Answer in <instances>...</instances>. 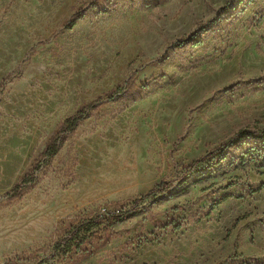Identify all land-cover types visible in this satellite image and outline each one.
Returning a JSON list of instances; mask_svg holds the SVG:
<instances>
[{"label": "rangeland", "instance_id": "rangeland-1", "mask_svg": "<svg viewBox=\"0 0 264 264\" xmlns=\"http://www.w3.org/2000/svg\"><path fill=\"white\" fill-rule=\"evenodd\" d=\"M245 127H264V0H0V264H264V141L181 177Z\"/></svg>", "mask_w": 264, "mask_h": 264}, {"label": "trees", "instance_id": "trees-1", "mask_svg": "<svg viewBox=\"0 0 264 264\" xmlns=\"http://www.w3.org/2000/svg\"><path fill=\"white\" fill-rule=\"evenodd\" d=\"M76 22L77 19L75 18L71 22V25L76 24ZM184 40L186 39H183V41ZM85 117L86 115L84 113L79 112L76 116L67 119V128L69 130H73ZM249 138L264 141V127L262 129H254L249 127L239 129L227 141L220 144L217 148L197 157L196 159L188 163L184 167L181 177L193 175L204 168L213 167L224 158V155L222 154L228 147ZM64 142L65 135H58L57 137L52 139V141L47 145L44 151L47 160L52 159L59 152ZM30 180L31 182L35 180L34 172L32 174H27L23 179V185H16L12 189V191H15L17 189H26V186L28 185V182ZM174 186V180H162L160 183L149 189L147 192L138 196L133 201L131 209H119L114 211L106 209L102 213H98L96 215L84 219L79 224L71 227L63 237L59 238L55 242L52 251L48 255H46L42 260H56L60 258H64L63 260L75 259L76 256H79L86 252L88 247L84 246V240L87 237V233L92 228L99 227L103 224L111 225L123 221L129 215L131 210H135L139 207L141 201L149 197H157L159 195L168 194L172 191ZM228 197L229 195H225L221 200H224Z\"/></svg>", "mask_w": 264, "mask_h": 264}]
</instances>
